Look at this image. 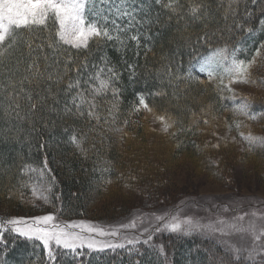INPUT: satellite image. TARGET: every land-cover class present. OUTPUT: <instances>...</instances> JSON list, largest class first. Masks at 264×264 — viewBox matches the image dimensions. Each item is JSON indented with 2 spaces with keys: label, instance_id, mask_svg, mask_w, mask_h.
Masks as SVG:
<instances>
[{
  "label": "trees",
  "instance_id": "trees-1",
  "mask_svg": "<svg viewBox=\"0 0 264 264\" xmlns=\"http://www.w3.org/2000/svg\"><path fill=\"white\" fill-rule=\"evenodd\" d=\"M170 2L176 11L164 7ZM149 4L147 18L152 24L140 29L143 36L139 49L126 35L121 36L125 41L123 45L102 41L99 48L92 42L86 52L77 53L70 47L62 49L67 55L78 57L77 62L88 56L92 63L100 64V57L104 56L111 62L109 66L120 74L115 82L118 96L113 97L110 88L95 99L99 122L87 117V106L83 109L84 116L64 113L66 98L62 92L59 106L49 99L31 116L25 115L29 106L26 99L21 98L23 119L9 118L4 113L8 93L0 94V217L18 211L26 216L37 215L23 196L39 185L52 189L46 191V201L58 207L60 216L66 220L93 218L97 213L95 208L102 202H105L107 210L121 211L131 204V197L125 190L129 195L142 191L159 194L158 185L168 181L169 171L176 168L179 160L190 157L202 161L198 156L204 151H213L221 145L225 148L235 139H240L245 146L246 156L260 162L264 160V144L256 142L250 145L244 138L249 134L264 138L263 87L259 88L260 92H235L233 99V93L229 94L222 86L218 87L215 79L209 81L201 74L193 80L173 79L171 83L166 76L159 74L164 65L171 63L175 75L183 77L194 56L210 55L211 50L223 48L225 44L230 54L237 41L243 49L237 53V59H252L256 47L264 42V25L260 24L264 15L260 5H252L251 0H244L239 5L235 0H160L159 4L156 0H149ZM245 5L253 13L249 24L254 31L235 32L229 36L227 27L233 21L230 9L237 10L239 17L244 14ZM196 6L200 10L194 16L191 8ZM205 31L216 33L211 43L191 47L189 38L194 40ZM37 34L41 37L46 35L40 29L32 33L19 30L17 44L5 53V65L13 67L25 51L24 40ZM177 48L180 55L173 59ZM137 51L140 53L138 58L135 55ZM259 62L261 57L258 56L255 67L261 64ZM133 63L137 65L135 77L127 68V64ZM254 68L250 69L249 83L259 81L264 86L261 80L264 77ZM88 73L94 74L91 67ZM70 78H75L74 72H69L59 85L54 86V91L57 87L63 89ZM157 92L164 95H150ZM139 94L145 96L153 109L151 113L166 115L176 121L170 133L160 136L149 130V122L141 117L145 109L139 107ZM86 96L92 98L87 93ZM242 104L248 105L247 114L238 110ZM205 119L207 123H204ZM73 134L83 137L80 148L71 143ZM206 139L210 142L206 143ZM45 142L46 146L41 148V143ZM45 158L51 172L41 176L39 170L43 168ZM212 166L211 163L207 167ZM28 167L36 171H29ZM165 186L168 189L169 182ZM183 198L180 196L153 211L175 208ZM113 219V216L105 218ZM160 233L163 232L156 233L147 245H126L125 248L102 253L85 248L82 262H73L70 255H62L58 264H170L169 261L171 264H220L219 253L225 251L220 244L193 234H162L164 241L170 239L168 248L171 256L168 259L165 244L158 241ZM7 235V247L0 245V264H45V252L39 241L14 239L11 233ZM160 245H163V252ZM226 253L220 257L226 259Z\"/></svg>",
  "mask_w": 264,
  "mask_h": 264
},
{
  "label": "snow or ice",
  "instance_id": "snow-or-ice-1",
  "mask_svg": "<svg viewBox=\"0 0 264 264\" xmlns=\"http://www.w3.org/2000/svg\"><path fill=\"white\" fill-rule=\"evenodd\" d=\"M235 2L239 5L244 3V0H235ZM156 3L159 4L160 0H156ZM251 3L252 5L259 4L261 14L264 15V0H251ZM149 7V0H119V3H116V0H0V49H2L0 50V78H2L0 79V94L8 93V104L4 107L5 116L23 119L19 103L21 98L26 99L29 106L25 113L26 116H31L38 108L42 109L49 99L54 105L59 106L61 103L59 96L62 92L66 98L62 109L64 113L84 116L83 109L87 106V117L99 122L95 99L97 96L105 94L110 88L113 97H117L119 89L115 87V82L119 80L120 74L114 67L109 66L111 62L104 56L100 57L102 62L100 64L92 63L88 56H84L77 62L78 57L67 55L62 52V49L70 47L77 53L86 52L90 50L92 42H95L99 48L102 41L105 43L119 42L123 45L125 41L121 39L122 35H126L128 39L134 41L139 49L143 36L140 29L144 26L150 27L152 24V21L147 18ZM164 7L176 11L172 2ZM199 10V6L191 8L194 16ZM230 11L233 21L227 27L229 36L235 32L252 33L254 31V28L249 24V17L253 13L248 10L247 5H245L244 14L239 17L237 10L230 9ZM225 19H227V14ZM125 20L127 23H124ZM260 24L264 25V20H261ZM36 29H40L46 35L43 37L39 34L30 35L26 38L24 40L25 51L16 59L13 67L6 66L5 53L17 44L18 31L26 30L28 33H32ZM133 32L135 34H131ZM215 35L214 32L205 31L194 40L189 38L190 46L194 48L202 43H211ZM242 50L240 42L237 41L229 54V47L225 44L223 48L217 47L211 50L210 55L194 56L189 61L183 77L175 75L171 63L164 65L159 74L166 76L170 83L173 79L193 80L197 78L198 74L207 75L211 81L217 69L224 68L229 80L225 84L223 78H219L218 87L222 86L229 92H233L234 99V90L231 85L249 82L250 68L256 62V58L264 53V42L256 47L255 54L250 60L237 59V53ZM139 54V51L135 53L137 58ZM179 55L180 49L177 48L173 53V59ZM89 67L93 69L94 74L88 73ZM127 68L131 76L135 77L137 65L127 64ZM69 72H74L75 78H70L63 89L57 87L54 91V86L59 85ZM86 93L92 98L88 99ZM150 95H164V93L157 92ZM138 103L139 107L148 112L153 111L143 94H139ZM247 109V104H242L238 108L244 114H247ZM55 110L56 108H53V111ZM201 111L204 110L201 109ZM252 118L255 119V116ZM156 119L162 124V131L165 133L176 123L166 115H159ZM207 122L205 119L204 123ZM244 138L250 145L256 142L264 144V138L254 137L251 134ZM70 139L74 146L80 148L83 141L82 136L78 137L73 134ZM45 146L46 142L40 145L41 148ZM28 170L36 171L31 167H28ZM39 171L41 176L45 172H51L46 158L43 168ZM52 179L54 181L55 178ZM51 190V188L47 189L49 192ZM33 193L36 194L35 188H33ZM39 198L48 199L47 196ZM247 215L249 213L236 217L235 222L229 226L227 234L251 231L255 241H260L261 236H264V230L257 233L254 225H250L249 228L237 226ZM250 215L256 216L257 214L251 213ZM261 218H264V214H261ZM138 219L105 229L84 220L59 222L56 213L32 217H0V245L7 247V234L11 233L14 239L39 241L45 252V264H58L62 255H70L73 262H82L85 248L91 252L102 253L109 249L125 248L126 245L133 247L138 243L147 245L153 239L152 232L168 230L173 233L182 231L185 234H191L201 227L190 218L180 220L169 214L156 216L157 225L151 230L150 227L143 229L140 237L147 234L146 238L141 239L136 236L129 238L125 235L123 236L125 243H112L109 240L96 238L97 235L120 237L125 230L138 229L140 227ZM220 223L225 222L220 221ZM211 230L224 232L222 228H212ZM160 251L163 252V245H160ZM226 256V259H221L220 264H242L245 261L246 264H264V244H258L251 248L229 245Z\"/></svg>",
  "mask_w": 264,
  "mask_h": 264
},
{
  "label": "rangeland",
  "instance_id": "rangeland-1",
  "mask_svg": "<svg viewBox=\"0 0 264 264\" xmlns=\"http://www.w3.org/2000/svg\"><path fill=\"white\" fill-rule=\"evenodd\" d=\"M259 57H261V62L259 63L263 65L258 64L259 66L255 67L256 64H254L255 68L251 67L250 69L254 68V70L264 77V56L261 54ZM201 75L202 77L208 78L205 74ZM221 77L224 83L227 84L229 76L224 68L217 69L213 79L218 82ZM263 79L261 78L262 83H264ZM260 87L264 88L259 81L256 84H250L248 82L233 83L231 85L234 94L235 92H260ZM225 90L229 94L233 93L227 89ZM141 115L142 118H145L149 122L151 127L149 130L152 132L164 136L170 131L171 128L167 133L162 131V124L156 119L157 116L155 113H150L145 110ZM208 142L210 141L206 139V143ZM211 142L215 143V140H211ZM245 152L246 149L241 143V140L235 139L228 146L225 145V148L221 145L213 151H204L202 153L203 155L200 154L201 156H198L202 158V161L197 160V158H183V160L181 159L182 161H178L180 163L176 168L169 171L170 178L165 183L167 184L169 182L170 187L168 189L165 184H159V194H148L142 191L129 195L127 190H125L126 195L131 197V204L121 211L107 210L104 207L105 202H102L98 207H94L97 213L93 214V218L66 220L60 216V209L58 207L51 205L45 199L39 198L41 196H47L44 192L46 187L44 186L43 190V186L39 185L35 188L36 194L30 192L23 196L26 204L37 215L26 216L25 213L18 211L10 216L8 215V217H32L56 213L59 222L84 220L95 223L105 229L139 218L138 224H140V227L138 229L125 230L120 237L96 236L99 240H109L112 243H125L123 239L125 235L129 238L133 236L141 239L146 238L147 234L144 237H140L143 229L150 227L151 230V228L156 227V216L170 214L171 216L178 217L180 220L190 218L194 223L200 225L201 227L191 234L208 237L220 244L222 249L225 250L219 253L220 256L228 252L229 245L233 247L251 248L258 244H264V236H261L260 241H255L254 234L251 231L227 234L229 233V226L235 222V218L245 213H249V215L245 216L244 220L238 223V227L249 228L250 225H254L257 233L264 230V218H261V214H264V160L260 162L257 159L249 158L245 155ZM211 163L213 166L207 167ZM180 196L184 198L178 207L170 209L165 213L153 211V209H158ZM251 213H256L257 215L252 216L250 215ZM107 216H113L114 219L105 220ZM220 221H224L225 223L221 224ZM212 228H222L224 232L212 231ZM162 231L163 233L157 235L159 236L158 241L165 244L164 250L169 259L171 256V249H169L170 239L164 241L165 237L162 234L171 231ZM155 233L157 232H152V236ZM175 234L185 235L182 231ZM244 255L246 256L247 253L245 252ZM220 256L219 263L221 259H225V257ZM169 263L171 264L170 261Z\"/></svg>",
  "mask_w": 264,
  "mask_h": 264
},
{
  "label": "bare ground",
  "instance_id": "bare-ground-1",
  "mask_svg": "<svg viewBox=\"0 0 264 264\" xmlns=\"http://www.w3.org/2000/svg\"><path fill=\"white\" fill-rule=\"evenodd\" d=\"M40 186H43V185H40ZM45 187H46V190H44V186H43L42 188H43L44 192L46 193V191H47V189H48V186L45 185ZM151 210H152V209H151ZM1 217L7 218L8 216H7V214H4V215L1 216Z\"/></svg>",
  "mask_w": 264,
  "mask_h": 264
}]
</instances>
